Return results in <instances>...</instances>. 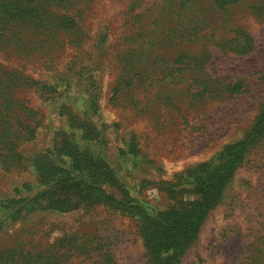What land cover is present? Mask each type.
Listing matches in <instances>:
<instances>
[{"label": "rangeland", "instance_id": "rangeland-1", "mask_svg": "<svg viewBox=\"0 0 264 264\" xmlns=\"http://www.w3.org/2000/svg\"><path fill=\"white\" fill-rule=\"evenodd\" d=\"M0 1L25 6L0 26V264H152L142 218L193 200L264 108V0ZM82 158L129 208L46 206ZM176 264H264V133Z\"/></svg>", "mask_w": 264, "mask_h": 264}, {"label": "trees", "instance_id": "trees-1", "mask_svg": "<svg viewBox=\"0 0 264 264\" xmlns=\"http://www.w3.org/2000/svg\"><path fill=\"white\" fill-rule=\"evenodd\" d=\"M17 3L20 5L19 1ZM17 3L8 1L3 4L0 1V10L6 9L8 13L7 15L2 14L0 18L1 27L4 26L3 28H5L9 24L8 22L18 20L14 14L21 10L20 6L22 5L19 6ZM24 7L22 6V8ZM21 15L23 17V13ZM0 36L2 35L0 34ZM239 37L236 41L230 40L228 42L231 51L241 48L236 44L237 42L245 45L246 40L241 36ZM0 40L3 39L0 38ZM262 133H264V108L260 111L246 135L239 142L225 146L216 156L214 161L217 163L199 164L191 187V192L195 196L193 200L186 204L178 200L176 206L157 213V219L142 218V220L148 219L147 221H150L144 228V235L148 241L146 243L153 261L152 264H176L181 250L195 237L207 211L223 192L224 184L233 173L234 168ZM49 152L55 156V149L50 148ZM40 157H49V154ZM48 163L42 165L45 168L42 173L44 182L51 180L50 169H47L49 167ZM80 164L83 167L82 175L72 176L61 171V176L52 185L39 192L40 196L46 198L48 208L63 211L74 208L81 202L86 201L88 203L112 204L118 209L129 208L128 200H126L123 193L116 197L114 194L106 193L102 188V185L110 186L115 182L108 169L100 164H95L89 158H82ZM51 177L53 178V176ZM168 191L171 195L175 193V191ZM129 205L136 208L133 204Z\"/></svg>", "mask_w": 264, "mask_h": 264}]
</instances>
